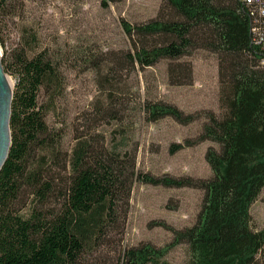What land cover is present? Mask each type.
Masks as SVG:
<instances>
[{
  "label": "trees",
  "instance_id": "16d2710c",
  "mask_svg": "<svg viewBox=\"0 0 264 264\" xmlns=\"http://www.w3.org/2000/svg\"><path fill=\"white\" fill-rule=\"evenodd\" d=\"M9 1L0 0V19ZM120 1L102 0L105 6ZM166 3L171 20L123 23L134 40L130 61L149 68L198 49L213 52L223 70L224 104L222 114H207L198 137V142L215 144L206 153L213 178L200 185L206 193L202 213L195 225L175 231L168 248L186 244L188 264H255L264 250V230L251 226L252 206L264 190V46L253 43L246 0ZM32 51L20 49L10 61L2 59L5 72L16 75L17 82L12 144L0 173V264H80L117 221L125 173L118 165L119 152L92 151L87 142L78 143L70 155L64 150V134L50 130L40 98L42 92L54 101L62 97L65 80L46 51L30 57ZM102 83L110 101L115 100L119 89L111 76ZM147 112L154 122L166 117L181 124L195 120L169 104L150 103ZM143 181L176 188L194 185L152 176ZM168 252L150 245L132 248L122 264H170Z\"/></svg>",
  "mask_w": 264,
  "mask_h": 264
},
{
  "label": "rangeland",
  "instance_id": "374dc122",
  "mask_svg": "<svg viewBox=\"0 0 264 264\" xmlns=\"http://www.w3.org/2000/svg\"><path fill=\"white\" fill-rule=\"evenodd\" d=\"M172 18L166 0H122L108 6L102 0H10L0 19L2 59L35 49L30 57L46 51L60 67L63 96L54 101L42 92L40 103L50 130L64 134V150L70 155L78 143L87 142L92 151L119 152L125 193L118 201L117 221L80 264H122L129 249L146 245L168 249L170 264L191 259L186 244L168 247L175 231L198 222L206 197L200 185L213 178L206 153L215 144L198 142V137L208 113L224 112L220 58L198 49L181 60L142 68L129 59L134 40L123 28L124 22L135 26ZM6 75L15 88L17 76ZM109 75L119 89L113 101L102 83ZM150 103L175 106L195 120L151 121ZM177 145L183 148L176 150ZM146 176L194 185L154 186L144 183ZM251 217L252 228L264 230V190ZM255 264H264V250Z\"/></svg>",
  "mask_w": 264,
  "mask_h": 264
},
{
  "label": "water",
  "instance_id": "95a60500",
  "mask_svg": "<svg viewBox=\"0 0 264 264\" xmlns=\"http://www.w3.org/2000/svg\"><path fill=\"white\" fill-rule=\"evenodd\" d=\"M13 93L14 88L13 86L11 88L8 83V77L2 63V55H0V173L8 159L12 144L10 121Z\"/></svg>",
  "mask_w": 264,
  "mask_h": 264
},
{
  "label": "built area",
  "instance_id": "2783aa9c",
  "mask_svg": "<svg viewBox=\"0 0 264 264\" xmlns=\"http://www.w3.org/2000/svg\"><path fill=\"white\" fill-rule=\"evenodd\" d=\"M246 3L250 7L252 18L253 43L264 46V0H246ZM261 64L264 65V58H262Z\"/></svg>",
  "mask_w": 264,
  "mask_h": 264
},
{
  "label": "bare ground",
  "instance_id": "6f19581e",
  "mask_svg": "<svg viewBox=\"0 0 264 264\" xmlns=\"http://www.w3.org/2000/svg\"><path fill=\"white\" fill-rule=\"evenodd\" d=\"M0 55H2V49L0 48ZM8 83L10 85V87L12 88V82L8 79Z\"/></svg>",
  "mask_w": 264,
  "mask_h": 264
}]
</instances>
